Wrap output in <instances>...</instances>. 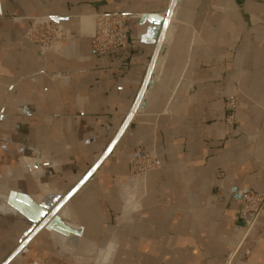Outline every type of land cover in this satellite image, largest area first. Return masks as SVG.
<instances>
[{"label":"crops","instance_id":"obj_1","mask_svg":"<svg viewBox=\"0 0 264 264\" xmlns=\"http://www.w3.org/2000/svg\"><path fill=\"white\" fill-rule=\"evenodd\" d=\"M171 2L0 0V196L70 205L66 222L82 241L96 247L108 237L95 264H264V214L244 242L237 197L264 192V0H177L167 18ZM103 13L133 18L125 46L98 55L91 40ZM46 16L62 29L63 55L26 38L30 19ZM165 20V32L175 28L143 111L66 202L130 114ZM231 94L238 100L227 130ZM138 152H153L157 167L129 192L128 161ZM8 207L0 201V264L23 240L8 264L85 257L45 229L29 238V220Z\"/></svg>","mask_w":264,"mask_h":264},{"label":"built area","instance_id":"obj_2","mask_svg":"<svg viewBox=\"0 0 264 264\" xmlns=\"http://www.w3.org/2000/svg\"><path fill=\"white\" fill-rule=\"evenodd\" d=\"M133 16L123 13H103L94 16V36L91 49L95 54L102 55L121 49L126 44V25ZM31 44L42 47L43 51L64 54L66 43L62 29L52 16L31 18L26 32ZM237 94L228 96L225 107L224 127L231 130L235 125L237 109ZM130 179L135 186L144 188L147 175L157 167L156 158L152 152H138L129 161ZM240 201V215L245 222V235L254 228L260 215L264 214V192H237Z\"/></svg>","mask_w":264,"mask_h":264},{"label":"water","instance_id":"obj_3","mask_svg":"<svg viewBox=\"0 0 264 264\" xmlns=\"http://www.w3.org/2000/svg\"><path fill=\"white\" fill-rule=\"evenodd\" d=\"M176 2L177 0H172L169 12L167 14V18L171 17L172 13H175L173 14L174 15L173 17H175ZM147 19H151V18L148 17ZM165 25H166V20L164 21V26H163L161 36L158 42L156 56L152 64L149 67L147 78L137 96V99L131 109L130 114L126 117L121 128L119 129L116 136L114 137L113 141L108 146V148L105 150V152L103 153L101 158L98 160V162L91 168L88 175L85 178H83V180H81L73 188V190L69 193V195L67 196L66 202L86 182L90 174L98 167L100 162L109 154L114 144L116 143L121 133L123 132L124 128L126 127L128 122L131 120L133 114L135 113L140 114L143 111L147 103V99L149 97L151 89L155 83V80L157 79L159 72L161 71L160 62L165 52V47L162 45V39L165 34ZM170 28H175L173 23L170 24ZM16 200H21V201H24L26 204H28L29 210L18 205L16 203ZM0 201L5 203L10 208H13L19 214H21L24 218L29 220L30 225H31V230L27 235L29 238L33 236L34 234H36L37 232H39L40 230L45 229L49 232H54V233H57L63 236H67L66 246L69 250H76L78 248L79 239H80V231L79 229L74 230L63 220L62 216L60 215V211L62 209H61V206L58 205L60 201H56L53 206L49 205L47 208H40L38 206H34L33 204H31L30 199L28 197H25L24 195L18 194L14 191H10L9 194L5 197L0 196ZM26 242L27 240H23L21 244L19 245V247L13 252V254L4 262V264H8L12 260V258L25 246Z\"/></svg>","mask_w":264,"mask_h":264},{"label":"rangeland","instance_id":"obj_4","mask_svg":"<svg viewBox=\"0 0 264 264\" xmlns=\"http://www.w3.org/2000/svg\"><path fill=\"white\" fill-rule=\"evenodd\" d=\"M36 18H40V17H36ZM30 23H31V19H30ZM30 23H29V25H30ZM29 27V26H28ZM28 29V28H27ZM27 29H26V32H27ZM26 32H25V34H26ZM62 36H63V39H64V41H65V38H64V35H63V32H62ZM26 38H27V35H26ZM27 40H28V38H27ZM28 42H29V40H28ZM30 43V42H29ZM34 45V44H33ZM35 46H37L38 48H40L41 50H43L42 49V47H40V46H38V45H35ZM44 52H47V51H44ZM52 53H54V52H52ZM55 54H57V53H55ZM57 55H61V54H57ZM63 55V54H62ZM153 153V152H152ZM154 154V153H153ZM154 157H155V155H154ZM156 158V157H155ZM131 160V159H130ZM129 160V161H130ZM129 161H128V171H129V175H130V170H131V168H130V165H129ZM132 183V187H126L124 190H129V192L131 191V192H134L135 190H139L140 188H141V190H142V187H141V185H137V187L135 186V184L133 183V181H131ZM126 193H127V191H126ZM124 216L125 215H118V216H114L113 217V219H112V224H113V226H115V225H119V223L118 222H123V219H124ZM252 231V230H251ZM251 231H250V233H251ZM249 233V234H250ZM249 234L248 235H244V242L247 240V238L249 237ZM108 240V237L105 235L99 242H97L95 245H96V247L95 246H92L91 247V250L87 253H85L84 252V254L83 255H85V257H79V264H95V261H94V259H95V256H96V258H98L99 257V255H98V253L100 254V253H102V251H103V249L105 248V244H106V241ZM77 250V249H76ZM76 250H67V253L68 254H70V255H74L75 253L74 252H76ZM242 245H241V247H239V249H237V251H236V253L234 254V258H233V260L234 259H236V257L239 255V254H241L242 252ZM80 258H82L83 259V261H81V259ZM76 260H74V259H68V261H63V262H60L59 264H78L77 262H75Z\"/></svg>","mask_w":264,"mask_h":264},{"label":"bare ground","instance_id":"obj_5","mask_svg":"<svg viewBox=\"0 0 264 264\" xmlns=\"http://www.w3.org/2000/svg\"><path fill=\"white\" fill-rule=\"evenodd\" d=\"M173 30H174V28H170V26H169V28L166 30V32H165V34H164V36H163V39H162V45L165 47V52H164V54H163V57H162V59H161V71L163 70V67H164V65H165V61H166V52H167V49H168V46H169V44H170V38H171V36H172V32H173ZM161 71L159 72V75H160V73H161ZM159 75H158V77H159ZM158 77H157V79H158ZM157 79L155 80V82L157 81ZM155 84V83H154ZM154 86V85H153ZM152 89H153V87H152ZM152 89H151V92H152ZM151 92H150V94H151ZM150 94H149V96H150ZM149 98V97H148ZM148 100V99H147ZM5 196H7V195H4V196H2V197H5ZM9 208V207H8ZM69 209H70V205H66L61 211H60V215L62 216V218H63V220L66 222V220L67 219H70V216H69ZM72 218V217H71ZM67 223V222H66ZM71 228H73L74 230H78L79 229V231H80V228L78 227V226H73V225H71V224H69V223H67ZM81 232V231H80ZM51 233H54V232H51ZM55 234H57V233H55ZM58 236H59V238H61V239H64V238H66V240H67V236H63V235H60V234H57ZM65 240V241H66ZM78 247H79V251L81 250L82 252H89L90 250H91V247H90V245L88 244V243H86L85 241H82V239H81V236H80V239H79V245H78Z\"/></svg>","mask_w":264,"mask_h":264}]
</instances>
